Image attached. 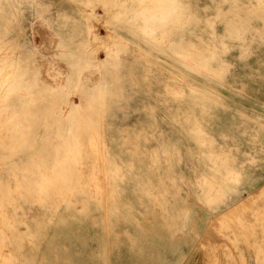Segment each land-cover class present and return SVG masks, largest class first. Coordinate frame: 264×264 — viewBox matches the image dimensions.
<instances>
[{
  "label": "rangeland",
  "instance_id": "1",
  "mask_svg": "<svg viewBox=\"0 0 264 264\" xmlns=\"http://www.w3.org/2000/svg\"><path fill=\"white\" fill-rule=\"evenodd\" d=\"M0 55V149L46 89L106 85L79 182L4 210L0 264H264V0H0Z\"/></svg>",
  "mask_w": 264,
  "mask_h": 264
},
{
  "label": "bare ground",
  "instance_id": "2",
  "mask_svg": "<svg viewBox=\"0 0 264 264\" xmlns=\"http://www.w3.org/2000/svg\"><path fill=\"white\" fill-rule=\"evenodd\" d=\"M88 11L90 10H87V12ZM93 27L97 26L94 25ZM98 32L90 30L89 36L87 37V44L80 46L79 49H82V51L74 53V56L78 61H81L87 69L94 68L96 72H100L101 75L105 77L106 69L101 70V67L105 66L107 63L122 66L120 54L123 50L118 48L116 52L108 53L110 47L106 46L104 48L106 52L103 59L104 61L97 62L94 58L96 47H94L91 42H95L100 38ZM119 39L120 42L122 39ZM128 43L129 42L124 39V48L128 47ZM96 46L98 47V45ZM30 47L31 46H25L27 51L34 54L40 53L35 48ZM115 49L117 48L115 47ZM71 54L72 53L63 52L61 53V58L66 57V55L73 56ZM41 56L46 57L43 54H41ZM4 59L5 58H3V60ZM55 61L56 59H52V64H54ZM0 62L2 63L4 61L0 58ZM90 74H92V72ZM70 75L71 74H69L68 77ZM85 79L88 83L93 82L91 76ZM176 79H179V77ZM35 80L36 78L30 77L31 85H28V88H31ZM64 87L65 88H60L58 90L46 89V91L41 93L43 100L40 103L31 102V113L28 117L30 124L24 128V132L16 134L7 143H4L6 145L3 144V146H8V149H0V162L2 163H0V219L5 221L4 224L7 227H10L12 223L8 220L7 216H5L4 210L8 207L18 209L15 205L16 198L27 197L30 194L34 195V193L38 192V189L41 194L48 193L49 191L61 193V181L64 183L68 181H70V183L79 182L82 173L79 166H81L82 160L80 151L79 149L77 150L72 138L77 130L85 126L84 124L86 122L91 123L93 121L89 107L93 105L99 107L104 104L103 98L106 94V85H95L94 89H87L84 86L80 88L78 92H75L71 85ZM34 96L35 95H33V97ZM96 97H98V99L94 102L93 98ZM62 106H68L69 109L66 111ZM38 107H42L43 113L41 116H37L35 113ZM50 119L56 124V128L58 129L56 133L46 130V120ZM42 130H46L43 136L41 133ZM26 152H29L28 157H20V155H24ZM249 197L244 200L243 204L252 203L256 199L253 200V198ZM235 211L236 209L233 207L227 212L230 215H234ZM236 224H238L237 226L239 227H243L244 225L242 219H239Z\"/></svg>",
  "mask_w": 264,
  "mask_h": 264
}]
</instances>
